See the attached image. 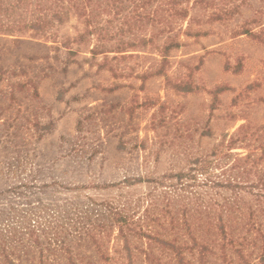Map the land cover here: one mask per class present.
Instances as JSON below:
<instances>
[{
	"label": "rangeland",
	"instance_id": "374dc122",
	"mask_svg": "<svg viewBox=\"0 0 264 264\" xmlns=\"http://www.w3.org/2000/svg\"><path fill=\"white\" fill-rule=\"evenodd\" d=\"M112 1L87 16L68 0H0V193L56 182L65 199H135L230 138L231 153L264 154V1L189 23Z\"/></svg>",
	"mask_w": 264,
	"mask_h": 264
},
{
	"label": "trees",
	"instance_id": "16d2710c",
	"mask_svg": "<svg viewBox=\"0 0 264 264\" xmlns=\"http://www.w3.org/2000/svg\"><path fill=\"white\" fill-rule=\"evenodd\" d=\"M95 1V13L102 11L100 0L81 6L68 0L87 16ZM123 1L133 2L135 18L143 20L146 6L160 2L171 17L189 23L202 14L210 22L227 20L248 0ZM248 32L240 27L233 35ZM236 141L230 138L227 152H213L211 161L196 158L186 170L163 175L135 199L123 193L101 201L65 199L57 197L63 187L56 182L9 188L0 193V264H163V258L165 264H264V154L231 153ZM136 183L141 179L125 177L117 185ZM113 238L120 242L114 252L125 254L122 263L106 246Z\"/></svg>",
	"mask_w": 264,
	"mask_h": 264
}]
</instances>
